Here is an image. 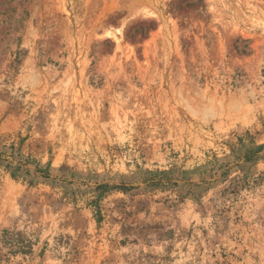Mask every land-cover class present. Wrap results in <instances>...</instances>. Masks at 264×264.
Segmentation results:
<instances>
[{"label":"rangeland","instance_id":"374dc122","mask_svg":"<svg viewBox=\"0 0 264 264\" xmlns=\"http://www.w3.org/2000/svg\"><path fill=\"white\" fill-rule=\"evenodd\" d=\"M254 143L264 0H0V152L35 179L0 161V264H264ZM146 169L211 184L92 202Z\"/></svg>","mask_w":264,"mask_h":264},{"label":"trees","instance_id":"16d2710c","mask_svg":"<svg viewBox=\"0 0 264 264\" xmlns=\"http://www.w3.org/2000/svg\"><path fill=\"white\" fill-rule=\"evenodd\" d=\"M263 149L264 144L255 145L254 143L253 146L242 145L239 155H236L237 166H239L241 170L248 171L251 164L257 162L260 158L264 156L262 153ZM0 161L4 163L6 169L11 172V175L14 179L22 178L27 180L30 184L35 183L34 177L27 179V175L32 171V169L26 167L28 162H30L28 158H24L20 153H15L14 151H11V153L0 152ZM15 162L16 164H14ZM33 171L41 178L49 179L51 177L49 165L43 168L40 167L38 163H36V166ZM227 172L228 170H225L221 173V175H224ZM175 173V169H146L141 171L139 174L133 176L132 178L124 179L119 184H110L109 182H98L94 187L96 196L92 202L96 204V206H98V201L102 199V197H104L107 192L114 189L121 190L125 193L137 194L158 189H170L177 187L176 193L179 197L185 198L187 196H193L198 198L200 197V194L204 191L203 189H207V186L211 184V181L205 179H202L199 182L191 181L190 178L186 175L187 171H183V174L181 176L179 175L178 177H175ZM77 175L78 174L76 172L71 173V177L75 178ZM65 180L68 181L67 179ZM9 233V231H4L3 239Z\"/></svg>","mask_w":264,"mask_h":264}]
</instances>
